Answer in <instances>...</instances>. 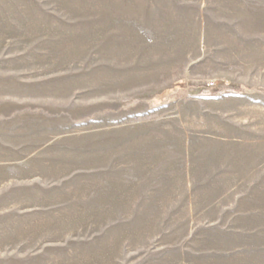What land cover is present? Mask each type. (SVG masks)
<instances>
[{
  "label": "rangeland",
  "instance_id": "rangeland-1",
  "mask_svg": "<svg viewBox=\"0 0 264 264\" xmlns=\"http://www.w3.org/2000/svg\"><path fill=\"white\" fill-rule=\"evenodd\" d=\"M0 264H264V0H0Z\"/></svg>",
  "mask_w": 264,
  "mask_h": 264
}]
</instances>
